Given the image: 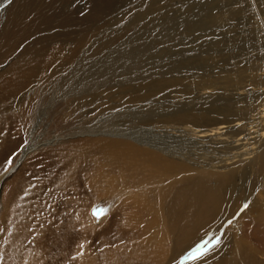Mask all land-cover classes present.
<instances>
[{
	"label": "rangeland",
	"instance_id": "374dc122",
	"mask_svg": "<svg viewBox=\"0 0 264 264\" xmlns=\"http://www.w3.org/2000/svg\"><path fill=\"white\" fill-rule=\"evenodd\" d=\"M15 1L0 3V17ZM84 5L85 0L74 2L77 12ZM90 30L78 51L100 53L106 62L100 70L93 71L94 80L85 85L88 92L99 93L97 89L105 85L124 89L152 77L148 81L151 87H161L154 102L168 104L177 90L172 85L180 84L188 91V103H192L197 96L193 85L205 84L206 89L199 95L206 96L205 102L234 106L232 110L239 111L238 106L244 101H236L235 105L227 101L243 100L251 93L264 91L251 85V80L262 73L250 71L253 65L264 63V0H117L101 23L96 22ZM16 58L17 54L0 61L1 80L8 77L5 72L20 67ZM39 90L23 92L10 109L0 111V177L22 160L0 183V264H14L6 254L8 244L25 247L16 254L20 257L26 251L25 258L15 264H28L26 258L32 257L35 262L39 256L45 262L56 258L57 264H264V235L253 236L248 227H243V233L237 235L241 242L235 244L234 232L228 226L237 214L226 220L220 216L214 227L209 231L200 229L201 234L184 245L179 237L181 228L170 227L167 240L163 238L165 251L154 260L156 256L150 255L154 233L142 234V228L133 225L136 212L123 213V197L110 195L103 178L96 179L97 163L108 158L90 148L94 140L108 137L101 131H89L90 128L103 130L111 124L123 125L129 121L127 117L142 108L126 113L115 108L103 117L97 111L102 106L98 100L86 108L75 107V97L63 96L50 103L49 91ZM114 101L118 99L111 102ZM253 101L260 102L254 98L246 103ZM28 117V125L20 130L22 120ZM5 122H15L13 132L4 129ZM124 136L116 138L133 139L129 134ZM29 143L33 147L25 150ZM216 151L225 153L221 147ZM236 164L239 159L229 165ZM54 165L59 168L56 173ZM113 169L108 171L110 176L117 173L115 166ZM253 182H249L251 187ZM159 186L162 183L155 188L157 196ZM263 195L264 184L252 192V199L264 202ZM170 200L165 202L166 213L170 211ZM190 206V201L184 203V208ZM101 209L105 212L102 218L93 216L94 211ZM197 210H201V205ZM203 232L207 236L203 237ZM197 248L199 258H190Z\"/></svg>",
	"mask_w": 264,
	"mask_h": 264
},
{
	"label": "bare ground",
	"instance_id": "6f19581e",
	"mask_svg": "<svg viewBox=\"0 0 264 264\" xmlns=\"http://www.w3.org/2000/svg\"><path fill=\"white\" fill-rule=\"evenodd\" d=\"M76 1L16 0L3 13L5 16L0 17V61L17 54L20 66L5 72L8 77L0 79V111L10 109L23 92L31 94L40 92L39 89L49 91L50 103L63 96L75 97L72 104L86 108L98 100L102 106H98L97 111L103 117L115 108L124 113L142 108L137 114L127 117L129 121L123 125L111 124L103 130L102 127L90 128L89 131H101L108 135L107 138L94 140L90 148L94 149L93 153L99 151L108 158L97 163L99 173L96 179L103 178L110 195L123 197V213L128 210L136 212L133 225L141 227L142 234L147 231L154 233L151 237L153 241H150L154 247L150 255L156 256L154 260L165 251L163 238L170 234V227L181 228L179 237L184 245L196 239L201 234H198L200 229L209 231L220 216L232 219L237 214L236 220L228 226L234 232L235 244L241 242L237 235L238 232L239 235L243 233V227H248L251 235L262 238L264 202H254L252 192L259 191L264 184L261 182L264 181V91L251 93L243 100L232 98L227 101L233 105L236 101H244V105L237 107L239 111H233L234 106L205 102L206 96H199L206 89L205 84L193 85L197 96L192 103H188L185 95L188 91L180 84L172 85L177 90L168 104L154 102L153 97L161 87H151L148 81L152 77L138 80V84L124 89L105 85L98 86L99 93L96 90L88 92L85 85L94 80L93 71L104 66L106 57L90 51L79 52L78 49L86 41L91 27L96 22L101 23L102 17L117 0H85L79 12L74 6ZM75 33L78 36H73ZM250 71L262 73L256 79L251 78V85L264 90V63L253 65ZM114 98L118 101L111 102ZM254 98L260 102L246 103ZM22 121L20 130L28 125L29 117ZM13 123L7 122L4 129L13 132L16 127ZM125 134L131 135L132 141L116 138H123ZM86 142L89 144V141ZM211 144L214 146L211 147ZM28 146L25 150L33 147L31 143ZM219 147L225 153L216 151ZM237 159L239 164L229 165ZM241 159L249 160L242 162ZM114 166L117 173L110 176L108 171L114 170ZM54 168L55 173L59 171L58 165ZM128 171L131 173L128 174ZM8 173L0 177V183ZM250 181H254L255 185L251 187ZM211 182H214L213 186ZM161 183L162 186L156 189L160 195L157 196L154 191ZM169 198L170 211L166 213L165 202ZM189 201L191 208H184V203ZM200 205L201 210H197ZM206 233L203 232V237L207 236ZM39 236L43 238L45 235ZM10 246L8 244L5 249L10 261L15 264L25 258L26 251L20 257L16 255L25 247ZM35 255L38 256L37 253ZM40 259L39 256L38 262H33L34 257L26 258L28 264H57L56 258L46 262Z\"/></svg>",
	"mask_w": 264,
	"mask_h": 264
},
{
	"label": "snow or ice",
	"instance_id": "6c2138e0",
	"mask_svg": "<svg viewBox=\"0 0 264 264\" xmlns=\"http://www.w3.org/2000/svg\"><path fill=\"white\" fill-rule=\"evenodd\" d=\"M7 163L10 165V164L12 163V160L9 159V160L7 161ZM6 170H7V169H6ZM103 215H105V212H104V210H102V209L93 212V216L97 217L98 219H99V218H102ZM199 253H200V249L197 248V249L191 254V257H190V258H192V257L199 258Z\"/></svg>",
	"mask_w": 264,
	"mask_h": 264
},
{
	"label": "water",
	"instance_id": "95a60500",
	"mask_svg": "<svg viewBox=\"0 0 264 264\" xmlns=\"http://www.w3.org/2000/svg\"><path fill=\"white\" fill-rule=\"evenodd\" d=\"M22 161V160H21ZM21 161L19 162V164L15 167L14 170H12L6 177L5 179H8V177L19 167V165L21 164ZM2 185V184H1ZM1 187V186H0Z\"/></svg>",
	"mask_w": 264,
	"mask_h": 264
}]
</instances>
